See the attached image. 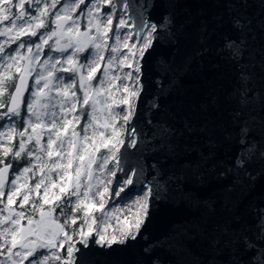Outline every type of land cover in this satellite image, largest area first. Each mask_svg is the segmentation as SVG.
I'll return each instance as SVG.
<instances>
[{"label":"snow or ice","instance_id":"6c2138e0","mask_svg":"<svg viewBox=\"0 0 264 264\" xmlns=\"http://www.w3.org/2000/svg\"><path fill=\"white\" fill-rule=\"evenodd\" d=\"M207 2L0 0V264H264V0ZM166 205L191 216L153 240Z\"/></svg>","mask_w":264,"mask_h":264},{"label":"water","instance_id":"95a60500","mask_svg":"<svg viewBox=\"0 0 264 264\" xmlns=\"http://www.w3.org/2000/svg\"><path fill=\"white\" fill-rule=\"evenodd\" d=\"M184 7L191 10L193 15L203 9L209 14L220 11L221 9L216 8L213 4L207 2V0H185ZM223 32H228L229 29L226 27L222 29ZM217 40V37H213V42ZM192 43H194V36L192 37ZM153 57H147L144 63V73L145 80L150 81L151 73V63ZM222 68L220 69V80L219 83L223 88L230 90L232 85L235 83V79L231 70V66L224 61H221ZM151 95V87L146 90L145 97L141 98L140 109H143L144 99L147 96ZM140 112L138 110L137 116L139 117ZM133 123H136L134 120ZM215 185L209 187L202 194L215 195L214 189ZM131 191V189H129ZM261 193H264V182L258 183L253 196H259ZM191 216V213L183 206L173 207L171 205L162 206L158 212H155L152 216L150 223L147 225L146 233L150 236L151 239H159L165 236L170 228L174 224L188 219ZM143 244V240H139L136 243L129 242L127 246H114L111 249H102L96 247L94 244L89 247L87 250L81 248L80 260L78 264H135V262L140 258V248ZM158 254L162 259L168 264H174V257L168 255L164 252L163 249L158 250Z\"/></svg>","mask_w":264,"mask_h":264},{"label":"trees","instance_id":"16d2710c","mask_svg":"<svg viewBox=\"0 0 264 264\" xmlns=\"http://www.w3.org/2000/svg\"><path fill=\"white\" fill-rule=\"evenodd\" d=\"M81 7H83V6H81ZM33 42H35L34 40H33ZM16 47V45L15 44H13L12 45V48H15ZM86 57H83L82 59H85ZM23 166V162H21L20 164H16V163H13V167H12V170L11 171H15V170H18L20 167H22ZM33 183H34V181H33ZM5 199H6V197H5ZM19 203V200H17V204ZM78 215H79V213H78ZM63 219H64V217H61L60 218V222L62 223L63 222ZM78 223H79V221H78ZM74 239H75V237H74ZM41 252L43 253V252H45V250H41ZM61 252L62 253H64V256L66 255V253H65V250L63 249V250H61Z\"/></svg>","mask_w":264,"mask_h":264},{"label":"rangeland","instance_id":"374dc122","mask_svg":"<svg viewBox=\"0 0 264 264\" xmlns=\"http://www.w3.org/2000/svg\"><path fill=\"white\" fill-rule=\"evenodd\" d=\"M104 10L107 11L106 8H105ZM130 192H131V191H130ZM95 215H96L97 217H99V213H95ZM122 219H123V215H121V220H122ZM112 225H113V227H116V221H115V220L112 221ZM64 250H65V253H66V248H65ZM41 254H42V255H43V254H46V252H43V253L41 252ZM61 255L64 256V253L61 252ZM65 256H66V255H65ZM25 264H27V262H25Z\"/></svg>","mask_w":264,"mask_h":264},{"label":"flooded vegetation","instance_id":"af4514ba","mask_svg":"<svg viewBox=\"0 0 264 264\" xmlns=\"http://www.w3.org/2000/svg\"><path fill=\"white\" fill-rule=\"evenodd\" d=\"M14 49V48H13ZM19 170V169H18ZM18 170H15V171H12V172H16V171H18ZM12 179V176H11V174L9 175V181Z\"/></svg>","mask_w":264,"mask_h":264}]
</instances>
